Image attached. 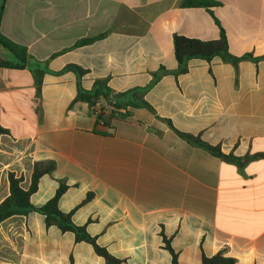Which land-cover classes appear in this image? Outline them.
I'll use <instances>...</instances> for the list:
<instances>
[{
  "label": "crops",
  "instance_id": "1",
  "mask_svg": "<svg viewBox=\"0 0 264 264\" xmlns=\"http://www.w3.org/2000/svg\"><path fill=\"white\" fill-rule=\"evenodd\" d=\"M183 1H6L1 32L32 59L22 70L0 65V125L10 131L0 135V203L9 172L27 190L34 163L53 161L31 204L43 206L65 183L60 210L121 264H171L164 237L178 264L220 251L236 264H264V158L226 161L177 133L239 158L264 153V58L237 67L192 59L187 73L173 74L175 36L216 40L223 29L232 55L264 57V0H211L209 9ZM1 60L10 55L0 50ZM38 62L49 72L80 66L83 88L108 79L118 93L149 85L160 67L170 73L145 96L154 112L133 109L108 129L86 103L69 109L77 95L71 71L46 73L37 97ZM0 264L107 263L32 212L0 225Z\"/></svg>",
  "mask_w": 264,
  "mask_h": 264
},
{
  "label": "trees",
  "instance_id": "2",
  "mask_svg": "<svg viewBox=\"0 0 264 264\" xmlns=\"http://www.w3.org/2000/svg\"><path fill=\"white\" fill-rule=\"evenodd\" d=\"M7 0H0V46L10 55L11 60H1L0 65L6 69L22 70L26 67L28 59L32 57L28 54L26 47L17 44L7 38L1 32V21L4 13V8ZM216 3L211 0H184L185 7H204L211 8ZM104 37V34L94 37L79 40L75 47H81L95 42ZM174 51L178 62V69L173 72L175 76L185 74L189 70V61L192 59H201L211 62L215 57H220L225 63H230L237 67L242 60L260 61L264 57L253 58L251 54H246L242 57H236L229 52V43L225 31L221 30L219 39L216 40H198L188 38L185 36L174 37ZM71 71L77 76V95L69 106L72 109L76 103H86L92 113L96 116L98 126L111 128L112 123L116 120H126L131 117L132 110L136 108H146L154 112L152 106L145 100L146 94L160 81V79L169 74L164 67L153 74V79L149 85L145 87H136L125 92H115L108 83V79L96 80L93 87L89 90L83 88L81 80L86 75L87 70L77 65H68L59 72H49L47 69L41 67V63L33 69V76L35 79L36 96H41V89L43 84V76L46 73L62 74ZM178 135L187 140L193 145L206 149L212 155L223 160H228L234 163H249L253 160L264 158V153L255 155H246L239 158L234 155L224 154L219 147L211 146L203 142L200 137H195L189 134L178 132ZM0 135H10V131L0 125ZM55 169V163L49 162H35L33 167L32 179L30 187L27 190L22 188L23 177L17 176L14 172L8 173L9 181V196L0 203V225L13 217L27 216L29 213L37 212L44 216L46 227L56 226L63 233H73L77 242H86L92 245L96 254L102 257L107 264H121L122 261L114 257L106 248L101 247L96 238L92 237L86 230L85 226L76 225L73 220V212L65 213L59 208V200L65 193L68 186L61 183L55 196L47 201L41 207H34L31 202V196L38 190L40 179L46 175L51 174ZM90 197L88 196V199ZM166 248L172 255L171 264H178L177 255L172 250L169 240L164 237ZM237 260L225 255L224 251H220L214 256L202 257V264H236Z\"/></svg>",
  "mask_w": 264,
  "mask_h": 264
},
{
  "label": "water",
  "instance_id": "3",
  "mask_svg": "<svg viewBox=\"0 0 264 264\" xmlns=\"http://www.w3.org/2000/svg\"><path fill=\"white\" fill-rule=\"evenodd\" d=\"M0 50L6 55V56H8L9 54H7L6 52H5V50L0 46Z\"/></svg>",
  "mask_w": 264,
  "mask_h": 264
}]
</instances>
